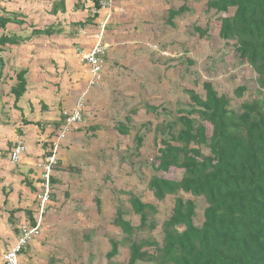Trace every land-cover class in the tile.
I'll use <instances>...</instances> for the list:
<instances>
[{
	"label": "rangeland",
	"instance_id": "1",
	"mask_svg": "<svg viewBox=\"0 0 264 264\" xmlns=\"http://www.w3.org/2000/svg\"><path fill=\"white\" fill-rule=\"evenodd\" d=\"M184 2L189 10L170 23L168 10L177 9ZM8 6L12 8V5ZM233 12L234 8L228 13L206 10V0H115L103 36L107 47L100 76L91 78L84 62L77 66L74 73L71 68L76 67L77 56L73 57V64H65L64 70H60L63 78H69V73L75 74L74 77L70 75V79L78 83L77 90L82 92L79 97H84V114L61 141L57 163L52 165L50 178L56 181H49L42 231L24 248L20 264H126L128 244H121L119 253L112 259L107 258V252L110 250V238L120 240L124 236L114 224L118 209L133 226L139 224V215L133 212L129 202V192L144 202L153 203L157 209L153 215L157 227L152 232L137 230L135 238L153 235L158 242H162V224L172 213L175 196L168 195L157 200L148 187V181L152 175L179 179L182 170L172 168L169 172H162L154 168L159 147V140H155V126L175 119L180 109L191 108L187 89L204 97V82H210L219 94L226 95L235 109H239L244 99L258 98L261 94L257 73L239 59L233 41H226L219 35L220 18ZM90 24L89 29L96 30ZM22 26L17 27L20 28L19 35L30 34V25ZM195 26L206 29V35L201 37ZM64 31L65 44L69 47L67 37L75 40V35H71L78 33L79 27L74 23L67 24ZM40 39L41 36L35 35L19 44L7 45L0 54L5 70L11 64L16 65L17 55L21 54L22 59L28 57L30 51L34 55L38 47L45 50V43ZM83 72L88 75L84 76ZM5 84L2 88L8 90L10 82ZM241 85L247 89L242 97H237L234 90ZM72 96L75 95L68 100ZM42 105L36 143H45L41 160L45 162L60 124L58 119L44 117L47 107ZM0 112V122L14 128L19 120L16 119L19 110L13 105L5 106L1 98ZM29 114L31 118L37 116L34 108ZM62 115L60 109L58 117ZM120 122L128 125L127 134L117 129ZM205 125L209 135L211 125L207 122ZM43 134H47L48 141L44 142ZM137 134L143 136L139 149L136 148ZM15 142L7 143L9 150ZM203 151L208 150L203 147ZM27 178L30 177L27 175ZM26 180L23 179L22 183L25 184ZM39 180V187L33 189L37 194L31 203L32 209L40 205L43 196L42 169ZM179 195L194 198V223L200 225L206 206L203 197L183 192ZM97 198L100 200L99 207ZM4 212L7 213L0 210L3 216L0 223L16 233V224L21 223L25 215L14 214L11 225ZM9 241L5 236L0 237L1 255L9 247Z\"/></svg>",
	"mask_w": 264,
	"mask_h": 264
},
{
	"label": "trees",
	"instance_id": "2",
	"mask_svg": "<svg viewBox=\"0 0 264 264\" xmlns=\"http://www.w3.org/2000/svg\"><path fill=\"white\" fill-rule=\"evenodd\" d=\"M9 1L0 0V54L7 45L19 44L34 35L63 31L61 23H52L33 28L26 36L17 34L11 27H20L26 21L24 15L5 5ZM90 1L100 8V0ZM59 3L64 10V1ZM231 8H234L232 15L220 18L219 35L226 41H233L239 59L257 73L261 94L258 98L244 99L239 109H235L230 99L219 94L210 82L203 83L204 97L192 89L186 90L191 108L180 109L175 119L163 121L154 128L155 140H159L154 168L162 172L172 168L182 170L179 179L152 175L148 181L157 200L175 196L172 213L162 224V242L153 235L135 238L137 230L152 232L157 227L153 216L157 209L153 203L144 202L129 192V202L133 212L139 215V224L133 226L123 212L117 210L114 224L124 236L120 240L110 238L108 259L119 253L121 244H128L126 264H264V0H206V10L228 13ZM188 10L185 2L177 9L170 8L169 22L173 23L172 19ZM51 11L57 12L55 2ZM97 14L87 17L86 23L76 22V25H93ZM194 29L201 37L207 33L199 26ZM5 66L0 55V83ZM26 73L27 69L17 71V82L11 87L15 97L13 106L18 110L17 101L26 91ZM246 89L244 85L238 86L234 94L242 97ZM63 121L62 115L60 127ZM23 122L33 123L24 119ZM205 122L211 125L209 135ZM117 129L122 134L129 131L123 122L118 123ZM18 132L21 134L20 130ZM135 140L139 149L143 136L137 134ZM203 147L208 151L204 152ZM50 181L56 180L52 177ZM181 192L205 200L200 225L194 223V198H185L179 195ZM4 193L7 198L8 193L5 190ZM96 202L99 207V198ZM46 208L47 204L43 223ZM16 211L20 208L9 211L10 223H13ZM38 212L39 206L25 209L26 219L20 224L34 225Z\"/></svg>",
	"mask_w": 264,
	"mask_h": 264
},
{
	"label": "crops",
	"instance_id": "3",
	"mask_svg": "<svg viewBox=\"0 0 264 264\" xmlns=\"http://www.w3.org/2000/svg\"><path fill=\"white\" fill-rule=\"evenodd\" d=\"M59 1L61 0H10L5 4L7 7H9V4L12 5V8L9 7L10 10L24 15L26 23H24L22 27L30 25V29L32 30L33 28H43L52 23H61L63 29L59 34L39 35L41 36L39 41L45 43V50L42 47H38L34 55L32 51H30L28 57H23L22 59L20 58L21 54L17 55L16 65L11 64V66L5 70L0 83V101L2 98L5 106L7 104L13 105L15 97L11 93V87L17 82L15 77L16 72L21 69H27L25 75L27 79L26 91L17 101V106L20 109L19 117H16V119H19L15 124L16 127L14 126V128H11L10 124H3L0 122V210L7 211V213L4 212L7 214L4 215L7 216L6 220H8L9 216L8 211L12 209L16 210L20 208V211H16L15 215H25V207L32 208L31 203L37 194L33 189L39 187L40 184L39 178L41 176V168L38 164L41 162L45 153V148L43 147L45 143H36V129L38 125L35 123H37L38 117L43 109L42 104H45L47 107L44 111V117L51 120H59L58 112L60 109H62L63 112L75 106L82 92H78V83L76 81H71L70 78L71 76L74 77L75 74L73 75V72H77V66H81L83 54L93 45L98 23L103 19L105 13V10L99 11L97 18L92 22L96 30L95 28L94 30L89 29V24L83 27L78 25L79 32L71 35V37L75 35V40L67 37V43L70 44L68 45L69 47H66L64 27L67 24L70 26L72 23L84 22L87 17H92L94 6L91 4L92 2L90 0H63L65 9L62 10V4H57ZM54 2L57 7L56 13H52L51 11ZM79 2H81V5L78 7L76 5ZM94 23L97 24L95 25ZM11 28L17 34H20V28ZM89 30L94 32L92 34L90 32L89 34ZM52 47H54V50H51ZM43 51L49 53L45 54ZM75 56H77L76 60L78 63L76 67L71 68L73 72L71 71L72 73L68 74L69 78L61 77L60 70H64L65 64H73V57ZM69 59L70 61L65 63ZM60 65H62L61 68L59 67ZM83 75L87 76L88 73H84ZM5 82H10L8 90L7 88H2L3 85H6ZM3 94L4 97H2ZM71 95L75 96H72V98L68 100ZM7 100L9 103H6ZM32 108L35 109L36 118L30 117L29 113H31ZM1 119L0 117V120ZM23 119L30 122L32 121L33 123L25 124ZM9 121L11 122V118ZM18 130L21 131V134H19ZM18 139L25 142L27 149L26 152L22 154L20 160L13 163L10 159L11 149L9 150L7 143L9 141H17ZM42 139L44 142L49 140L47 139V134H43ZM27 175L30 178H27ZM23 179H28L25 181V184L22 183ZM4 190L8 193L7 198ZM5 201L7 203H5ZM0 217H3L2 214H0ZM25 219L24 216L22 222L25 221ZM0 224V237L5 236L8 238L10 240L9 247H11L18 236V227L20 223L16 224V233H14L12 229L6 228L5 224Z\"/></svg>",
	"mask_w": 264,
	"mask_h": 264
},
{
	"label": "built area",
	"instance_id": "4",
	"mask_svg": "<svg viewBox=\"0 0 264 264\" xmlns=\"http://www.w3.org/2000/svg\"><path fill=\"white\" fill-rule=\"evenodd\" d=\"M115 0H100V8L93 7V14L101 10H105L103 19L98 23L97 30L95 31V41L88 51L83 54V62L88 67L91 78L100 76L103 70V56L106 53V44L103 41L104 31L109 24L112 16L113 4ZM91 82H94L92 80ZM84 97H79L75 106L70 110L63 111V124L53 141L50 151L47 155L45 162L42 161L38 166L42 169V177L44 178V192L41 196L39 205V212L34 225L22 223L19 226L18 236L16 241L9 247L2 255H0V264H20V255L22 250L31 243V241L40 235L43 226V213L45 211V204L49 198V181L52 172V165L57 163V152L61 147V141L66 137V134L82 120L84 114ZM26 144L23 140L18 139L15 145L10 150V159L13 163L20 160L22 154L26 152Z\"/></svg>",
	"mask_w": 264,
	"mask_h": 264
}]
</instances>
